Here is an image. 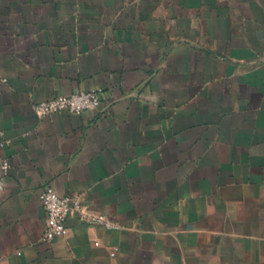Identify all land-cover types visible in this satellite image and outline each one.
I'll return each mask as SVG.
<instances>
[{"label": "crops", "instance_id": "crops-1", "mask_svg": "<svg viewBox=\"0 0 264 264\" xmlns=\"http://www.w3.org/2000/svg\"><path fill=\"white\" fill-rule=\"evenodd\" d=\"M1 142L0 264H264V0H0Z\"/></svg>", "mask_w": 264, "mask_h": 264}, {"label": "built area", "instance_id": "built-area-1", "mask_svg": "<svg viewBox=\"0 0 264 264\" xmlns=\"http://www.w3.org/2000/svg\"><path fill=\"white\" fill-rule=\"evenodd\" d=\"M102 89L88 92H78L71 95L58 96L34 105L33 109L41 118L50 117L57 113L67 111L80 115L88 111L98 110L102 106ZM5 142L0 143V147ZM10 169L9 161L3 160L0 170V191L4 190L5 177ZM40 201L46 213V231L43 239L52 241L68 235L66 221L70 216L78 215L79 218L91 226L107 230H118L120 226L106 215H93L82 206L78 199L69 196H60L53 188L45 187L40 194Z\"/></svg>", "mask_w": 264, "mask_h": 264}]
</instances>
